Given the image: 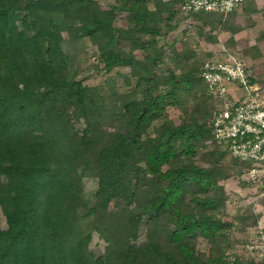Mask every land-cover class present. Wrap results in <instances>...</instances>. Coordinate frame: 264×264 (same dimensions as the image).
Wrapping results in <instances>:
<instances>
[{"label":"trees","instance_id":"trees-1","mask_svg":"<svg viewBox=\"0 0 264 264\" xmlns=\"http://www.w3.org/2000/svg\"><path fill=\"white\" fill-rule=\"evenodd\" d=\"M180 5L0 0V264H264L238 248L261 214L227 210L225 182L247 163L214 138L208 59L197 42L160 43L178 14L213 30L238 10ZM65 33L95 46L103 82L79 76ZM117 67L129 69L123 83ZM87 176L98 179L92 201Z\"/></svg>","mask_w":264,"mask_h":264},{"label":"rangeland","instance_id":"rangeland-1","mask_svg":"<svg viewBox=\"0 0 264 264\" xmlns=\"http://www.w3.org/2000/svg\"><path fill=\"white\" fill-rule=\"evenodd\" d=\"M243 9L244 4L235 14L226 20L229 25L228 29L216 28L212 30L208 26H203L200 19L183 18L178 14L172 20L176 25L175 28L162 36L160 43L169 45L174 39L197 42V50L202 59L208 60L213 55L221 56L226 48L229 51L235 50L243 59L245 66L251 73V78L257 79L260 84L261 82L264 83V6H262V10L254 13V16ZM122 22L120 21V23ZM238 26L241 27V30L234 33L235 40L231 42L230 38L233 34L231 29ZM201 28L203 29L202 31L200 30ZM210 35L214 39L210 38ZM65 37L63 47L72 57L73 66L78 69L79 76L86 78V81L89 83L103 82L108 73L105 70L99 73L95 70V64L98 62V54L91 41L87 38L68 39L67 33H65ZM255 46H258L260 54H256ZM128 70L126 67L116 68L113 76L118 83H123V74L127 73ZM261 87L264 91V86ZM243 181L249 184L245 186L243 185ZM84 182L87 197L92 201L94 200L93 192L98 185V179L87 176ZM226 182V187L229 192L227 210L230 214H236L240 208L243 209L247 206H251L257 213L264 214V187L260 188L257 183L250 182L243 174L241 177L235 176L230 178ZM260 220L262 219L259 218ZM2 223L5 225L4 217H2ZM257 232L256 226H251L249 233H247L249 243L244 245L239 244L238 248L246 249L250 256L259 258L264 257V238L259 239ZM145 234L146 226L143 225L140 230V240L145 238ZM200 240L199 245L201 248H204L206 243L202 239ZM90 246L95 253L100 254L105 246V241L100 238L97 232H94ZM255 249H257L256 252Z\"/></svg>","mask_w":264,"mask_h":264},{"label":"built area","instance_id":"built-area-1","mask_svg":"<svg viewBox=\"0 0 264 264\" xmlns=\"http://www.w3.org/2000/svg\"><path fill=\"white\" fill-rule=\"evenodd\" d=\"M244 1L181 0L180 9L184 14L212 11L226 17ZM224 51L209 58L202 72L219 101L211 119L214 138L247 163L243 172L247 180L264 187V91L238 53Z\"/></svg>","mask_w":264,"mask_h":264},{"label":"crops","instance_id":"crops-1","mask_svg":"<svg viewBox=\"0 0 264 264\" xmlns=\"http://www.w3.org/2000/svg\"><path fill=\"white\" fill-rule=\"evenodd\" d=\"M256 1V4H257V6L259 7V8H262V6H264V1L263 0H255ZM254 16V15H253ZM241 30V29H240ZM234 37H235V35H234ZM227 182H225V184H226ZM262 214V213H261ZM260 218L262 219V220H260L259 221V224L256 226V229H257V233H258V237H259V239L261 238H264V214H262L261 216H260ZM263 222V223H262ZM257 251V249H255V252Z\"/></svg>","mask_w":264,"mask_h":264}]
</instances>
